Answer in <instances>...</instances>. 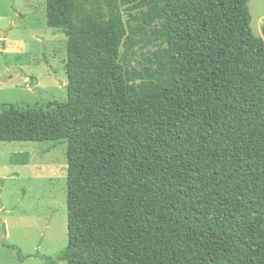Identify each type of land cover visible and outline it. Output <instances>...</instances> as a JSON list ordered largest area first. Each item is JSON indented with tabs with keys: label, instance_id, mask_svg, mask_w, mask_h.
<instances>
[{
	"label": "trees",
	"instance_id": "16d2710c",
	"mask_svg": "<svg viewBox=\"0 0 264 264\" xmlns=\"http://www.w3.org/2000/svg\"><path fill=\"white\" fill-rule=\"evenodd\" d=\"M249 3L48 0L67 99L0 111V141L67 144L68 243L43 264H264V38ZM141 42L162 49L156 67L129 69Z\"/></svg>",
	"mask_w": 264,
	"mask_h": 264
},
{
	"label": "rangeland",
	"instance_id": "374dc122",
	"mask_svg": "<svg viewBox=\"0 0 264 264\" xmlns=\"http://www.w3.org/2000/svg\"><path fill=\"white\" fill-rule=\"evenodd\" d=\"M47 3L0 0V111L48 109L67 99L68 37L48 23ZM249 7L253 30L264 38V0H250ZM161 51L141 42L122 62L129 69L156 67ZM66 150L62 141H0V264H43L44 255L56 257L66 247Z\"/></svg>",
	"mask_w": 264,
	"mask_h": 264
},
{
	"label": "water",
	"instance_id": "95a60500",
	"mask_svg": "<svg viewBox=\"0 0 264 264\" xmlns=\"http://www.w3.org/2000/svg\"><path fill=\"white\" fill-rule=\"evenodd\" d=\"M4 229H5V232H6V227H4Z\"/></svg>",
	"mask_w": 264,
	"mask_h": 264
}]
</instances>
